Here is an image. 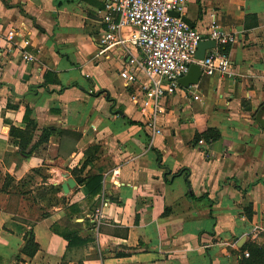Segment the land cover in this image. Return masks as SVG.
<instances>
[{"label": "crops", "instance_id": "crops-1", "mask_svg": "<svg viewBox=\"0 0 264 264\" xmlns=\"http://www.w3.org/2000/svg\"><path fill=\"white\" fill-rule=\"evenodd\" d=\"M103 16V0H0V264H264V0H189L190 28L236 37L234 77L165 97L159 133L119 75L133 48L99 46ZM8 30L35 62L6 50Z\"/></svg>", "mask_w": 264, "mask_h": 264}, {"label": "built area", "instance_id": "built-area-1", "mask_svg": "<svg viewBox=\"0 0 264 264\" xmlns=\"http://www.w3.org/2000/svg\"><path fill=\"white\" fill-rule=\"evenodd\" d=\"M188 3L189 0H103L105 31L99 46L110 50L128 42L133 48L135 53L129 54L119 75L126 86H138L141 112L148 117V127L154 133H159L155 116L160 112V102L178 90V82L191 64L199 66L201 75L234 77L224 50L236 42V37L222 30L215 20L209 22L205 34L190 28L181 17ZM124 30H127L126 38L122 36ZM207 40L214 41L217 49H212L203 60H196L198 43ZM4 41L6 50L11 53L16 48L24 63L35 62V54L28 51L29 39L20 35L18 38L17 31L8 30ZM94 217L100 219L98 208L94 210ZM258 231L253 240L261 241L260 246L264 247V229L262 238ZM244 256L248 257V253Z\"/></svg>", "mask_w": 264, "mask_h": 264}, {"label": "water", "instance_id": "water-1", "mask_svg": "<svg viewBox=\"0 0 264 264\" xmlns=\"http://www.w3.org/2000/svg\"><path fill=\"white\" fill-rule=\"evenodd\" d=\"M171 15L173 17H178V14H175V13H172ZM214 48H215V42L212 40L199 42L197 47H196L195 59L199 60V61L203 60L205 56L207 57L209 55V54H206V52L210 51ZM200 78H201V70H200L199 66H197L195 64H191L188 67V71L185 74V76H183L179 80L178 83H179L180 87L188 88L190 86L196 85L199 82ZM261 116H262V113L258 114L256 120L262 126V128H264V121L261 120ZM74 185H75V183L73 180H71V179L66 180L61 185L62 193L67 194L69 192V190L74 187ZM100 205H101V201L99 200L95 204V207L97 208Z\"/></svg>", "mask_w": 264, "mask_h": 264}, {"label": "trees", "instance_id": "trees-1", "mask_svg": "<svg viewBox=\"0 0 264 264\" xmlns=\"http://www.w3.org/2000/svg\"><path fill=\"white\" fill-rule=\"evenodd\" d=\"M204 137L206 139L211 138V140H215V139H217L219 137V135L217 134V132L209 130V131H207L205 133ZM199 139H200V135H195L193 141L196 143L197 140H199ZM180 173L186 174L185 170H181V171H178L176 174L172 175V177H176ZM100 183H101V178H98V177L90 178V179L84 181V185H85V187L88 190V196L89 197L95 196L100 191V189H101V184ZM53 232L61 235V237L64 238L68 242V246L69 247L71 245L77 243V242L80 244V241L76 240V237H75L74 233H71L69 231H64V232L61 233L56 228H53ZM27 245L29 246V250H33V251H29V253H31V252L34 253V251L37 250V246H35L33 244V239H32L31 236H29V238L27 240ZM33 253H31L29 255H32Z\"/></svg>", "mask_w": 264, "mask_h": 264}, {"label": "rangeland", "instance_id": "rangeland-1", "mask_svg": "<svg viewBox=\"0 0 264 264\" xmlns=\"http://www.w3.org/2000/svg\"><path fill=\"white\" fill-rule=\"evenodd\" d=\"M53 191V190H52ZM40 197H42V196H40Z\"/></svg>", "mask_w": 264, "mask_h": 264}]
</instances>
